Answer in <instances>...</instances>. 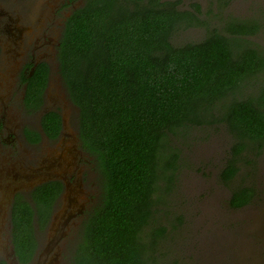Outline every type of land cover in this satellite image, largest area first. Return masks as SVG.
I'll use <instances>...</instances> for the list:
<instances>
[{
  "label": "trees",
  "instance_id": "trees-1",
  "mask_svg": "<svg viewBox=\"0 0 264 264\" xmlns=\"http://www.w3.org/2000/svg\"><path fill=\"white\" fill-rule=\"evenodd\" d=\"M201 6L181 0H86L65 22L60 72L79 108L83 146L95 158L101 199L82 225L73 264H154L166 227L162 197L176 179L179 152L172 138L192 128L223 124L233 139L221 172L232 183L249 154L264 149V47L249 37L256 20H231L198 41L177 43L178 31L204 24ZM48 67L30 79L26 103H44ZM63 119L49 111L45 133L59 136ZM32 141L36 131L27 132ZM60 181L18 195L12 241L22 264L34 257L36 225L46 228L62 192ZM164 191V192H163ZM256 195L253 185L233 189L241 208ZM37 223V224H36Z\"/></svg>",
  "mask_w": 264,
  "mask_h": 264
},
{
  "label": "rangeland",
  "instance_id": "rangeland-1",
  "mask_svg": "<svg viewBox=\"0 0 264 264\" xmlns=\"http://www.w3.org/2000/svg\"><path fill=\"white\" fill-rule=\"evenodd\" d=\"M67 1L0 0L4 60L16 64L23 58L20 54L29 37L43 30L42 16L48 27L44 31L58 34L66 18L86 0H72L71 4ZM181 1L185 8L198 2L204 24L178 31L174 37L177 43L201 40L213 26L246 19L260 24L258 33L249 38L264 47V0ZM4 60L0 62L2 66ZM51 65L54 72L45 106L33 113L27 111L20 98L23 87L18 84V75L12 80L5 73L7 69H0V264H20L13 251L10 220L9 200L15 192L30 197L29 187L39 179L72 181L70 194L64 193L59 203L58 215L44 229L36 225L37 257L30 264H73L84 220L101 199V176L95 158L80 138L79 108L69 96L59 59ZM10 83L13 88L7 91ZM54 109L63 116L61 137L54 141L46 139L42 147L28 145L24 129L39 127L42 113ZM233 142L223 124L192 128L172 138L180 155L179 169L159 206L160 223L166 227V233L154 264H264V149L258 156L250 153L248 158L253 162L241 163L235 180L225 184L220 171ZM26 157L34 161L27 164L23 160ZM67 163L81 172H73L72 177L70 172H62ZM241 185H253L255 198L244 207L233 208L229 203L232 191ZM71 212L76 216L69 220Z\"/></svg>",
  "mask_w": 264,
  "mask_h": 264
},
{
  "label": "flooded vegetation",
  "instance_id": "flooded-vegetation-1",
  "mask_svg": "<svg viewBox=\"0 0 264 264\" xmlns=\"http://www.w3.org/2000/svg\"><path fill=\"white\" fill-rule=\"evenodd\" d=\"M67 3L71 4L72 0L71 1L70 0L67 1ZM67 18H66V20H67ZM43 19L44 18L42 16L41 19H40V25H41V28L43 30H41V33L38 32L37 34H32L29 37V39L27 41V44L22 48L23 51L21 50L22 54H20V55H23V58L19 62H17L16 64H12V61H10L9 59H7L8 61L4 60L2 54H3V52L5 54L6 51L4 49L3 50L1 49V46L4 43V39H3L2 36H0V62H2L4 60L3 66L0 63V69L1 68L2 69L4 68L5 70L7 69L5 71V73H7V72L9 73V75H10L9 79L12 78V80H13V77L16 78V75H18V78H17L18 84L20 85L21 88L23 87L22 88L23 92H22V94H20V98L22 99V101L24 103V107H26V109H27V111L29 113L38 112L45 106V103H46V100H47V95H48V89H49V85H50V83H49L50 76L54 72L53 71V66L51 65V62L53 60H55L56 58L59 59V48H60V45H61V39H62L63 31H64V28H65V23H64V25L60 26V28H61L60 30L61 31H59L58 34H56L57 31H56L55 34H53L51 31H44L48 27L43 24ZM66 20H65V22H66ZM53 28L57 29V26H55ZM59 64H60V60H59ZM42 65H46L48 67V83H47V86H46L45 91H44V103H43L41 108L35 110L32 107H28L27 106V103H26V99H27V95H28V93H27L28 91L27 90H28V86H29V83H30V79L35 75L37 69H39ZM12 83H10L9 88H8L7 91H9L10 89L13 88V84ZM49 111H56V112H59L61 114V112L59 110H57V109L46 110L45 112L42 113V116H41V119H40V123H39V127H37V125H34V127H26L24 129V140H26L28 145L42 147L44 145V143H45L44 141L46 139L50 140V141H54V140L58 139L59 137H61V135L63 133L64 121H63L62 129H61V132H60L59 136H57L55 138L49 137L45 133V131L43 129L42 117H43V115L45 113H47ZM61 116H62V114H61ZM62 119H63V116H62ZM36 128H38V129H36ZM30 130L36 131L39 134L40 137H39V139L37 141H32L28 137L27 132L30 131ZM0 151H1V145H0ZM23 160H26L25 162H27V164H31L32 161H34V159H32L31 157L23 158ZM58 163L62 166V162L59 161ZM70 163H67V165L64 166V170L62 172H70V176L71 177L74 176L73 172H81L80 169H78V170L76 169L75 170V168H71L70 167L71 166ZM43 179H45V178H43ZM14 180H15V178H12L11 182L13 183ZM21 180L25 181V177H22ZM54 181H60L63 184V189H62V192L60 193L59 197L56 199V201H55V203L53 205V209H52V214H51L50 220L55 215H58V214H56V212L59 210V203L61 202V199L63 198L64 193H66V196H68L70 194L69 190H70V185H71L72 181H69V180H66V179L64 181H62L61 179H58V178L54 179L53 178V179H48V180L42 182L41 179H39V180H36L34 183H32L30 185V187H29L30 189L28 191L30 193V197H28L25 193H23L21 191H18V192H15L14 194H12L11 200H9V204L11 202L10 220H11V225L12 226H13V224H12L13 206L15 204V201L17 200L18 195L23 196L27 201L31 202L32 201V193H34L39 186H41L42 184H45L47 182H54ZM72 216H76V213L71 212L69 220H71L70 218ZM50 220H49V222H50ZM12 245H13V251L15 252L13 241H12ZM15 256H16V253H15ZM36 257H37V250H36V253H35L34 257L32 258V260L30 262L32 263L34 258H36ZM17 259H18V257H17ZM18 262L20 264H22L19 261V259H18ZM30 262H29V264H30Z\"/></svg>",
  "mask_w": 264,
  "mask_h": 264
}]
</instances>
